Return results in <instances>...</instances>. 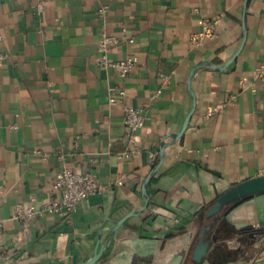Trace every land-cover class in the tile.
I'll return each instance as SVG.
<instances>
[{"label": "crops", "instance_id": "1", "mask_svg": "<svg viewBox=\"0 0 264 264\" xmlns=\"http://www.w3.org/2000/svg\"><path fill=\"white\" fill-rule=\"evenodd\" d=\"M215 15L217 34L196 44ZM0 22V264H80L101 250L94 264H198L202 238L213 243L200 264H264V194L208 215L264 174V0H0ZM103 34L118 40L111 59L137 57L128 76L98 64ZM111 86L122 100L110 103ZM126 105L149 117L135 142ZM208 105L220 109L206 117ZM63 167L104 192L25 228L16 205L57 196Z\"/></svg>", "mask_w": 264, "mask_h": 264}, {"label": "built area", "instance_id": "2", "mask_svg": "<svg viewBox=\"0 0 264 264\" xmlns=\"http://www.w3.org/2000/svg\"><path fill=\"white\" fill-rule=\"evenodd\" d=\"M45 8L44 3L40 2L38 11ZM221 22V15H215L203 20L202 28L194 33L192 40L196 44H202L206 39L213 38L217 34L218 25ZM3 29L0 22V42L3 40ZM133 41V40H132ZM118 42L117 38L108 34H103L98 42V64L102 67H113L118 70L122 77H126L137 66L138 59L135 55H130L123 59L114 60L109 57L110 48ZM7 54L0 50V64L4 61ZM259 76H264V67L258 70ZM110 103H115L122 100L126 94L124 88H117L111 86L109 88ZM219 106L208 105L205 116L211 117L219 111ZM149 117L137 107L125 106V125L128 130V138L130 141L135 142V132L142 129L146 120ZM135 151L130 150L128 153L133 154ZM124 179L120 178L117 182L122 185ZM54 188L57 191V196L37 207L36 203L31 201L28 204L19 203L14 209V218L18 219L25 228L31 226L35 220L46 215L48 212L57 214L61 219L70 218L78 209V206L84 200L91 196L102 194L106 188L91 172H83L72 169L70 167H63L60 169L55 177ZM1 199V196H0ZM5 229L4 219L0 218V235L3 234ZM230 242L240 244L239 241Z\"/></svg>", "mask_w": 264, "mask_h": 264}, {"label": "water", "instance_id": "3", "mask_svg": "<svg viewBox=\"0 0 264 264\" xmlns=\"http://www.w3.org/2000/svg\"><path fill=\"white\" fill-rule=\"evenodd\" d=\"M189 122V120H188ZM188 122L186 123L185 128H187ZM184 128V130H185ZM257 194H264V174L260 176H256L253 178H249L247 180H244L234 186H232L230 189H228L226 192H224L218 201L215 202V204L209 209L208 215H214L219 214L223 208L230 205L231 207L236 206L239 204L244 198L251 196V195H257ZM142 212V210L140 211ZM138 212H132L128 216H126L123 220H121L117 227L123 225V223L131 216L136 215ZM213 243V240L211 241H205L204 238L201 239L200 243L198 244L197 248L194 251V260L200 264L204 257L207 255V250L209 249L210 245ZM103 250L101 252L97 253L92 259L89 261L80 263V264H94L101 256Z\"/></svg>", "mask_w": 264, "mask_h": 264}, {"label": "flooded vegetation", "instance_id": "4", "mask_svg": "<svg viewBox=\"0 0 264 264\" xmlns=\"http://www.w3.org/2000/svg\"><path fill=\"white\" fill-rule=\"evenodd\" d=\"M243 244L246 245V246H248V242H247V241H244V240H243ZM244 245H243V246H244Z\"/></svg>", "mask_w": 264, "mask_h": 264}]
</instances>
